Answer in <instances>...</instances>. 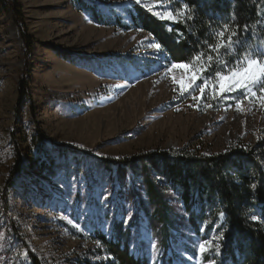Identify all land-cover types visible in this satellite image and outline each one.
I'll return each mask as SVG.
<instances>
[{
  "label": "rangeland",
  "instance_id": "1",
  "mask_svg": "<svg viewBox=\"0 0 264 264\" xmlns=\"http://www.w3.org/2000/svg\"><path fill=\"white\" fill-rule=\"evenodd\" d=\"M7 1L0 0V264H32V257L37 264L105 262L87 222L107 233L108 225L99 224L97 213L111 204V217L115 202H121L120 191L141 184L132 182L130 169L120 180L122 170L103 166L102 159L180 148L219 153L235 143L264 140V107L257 100L246 97L238 109V102L218 107L229 93L215 99L210 90L201 96L199 88L181 94L172 76L184 73H169L172 63L146 31L97 24L78 0H16L33 41L27 55ZM85 1L102 12H118L136 2ZM155 8L168 19V10ZM123 57L130 59L126 68L116 61ZM23 79L32 103L19 102ZM35 125L45 135L39 145ZM62 144L71 148L58 154L55 146ZM51 156L57 166L47 175L37 166L50 163ZM149 172L159 185L168 186L152 168ZM75 193L81 195L77 206ZM174 201L181 209V201ZM182 218L186 222L188 213ZM199 223L203 228L206 221ZM83 230L87 237H78L75 231ZM140 232L153 250L152 235ZM184 254L187 264H198Z\"/></svg>",
  "mask_w": 264,
  "mask_h": 264
},
{
  "label": "trees",
  "instance_id": "2",
  "mask_svg": "<svg viewBox=\"0 0 264 264\" xmlns=\"http://www.w3.org/2000/svg\"><path fill=\"white\" fill-rule=\"evenodd\" d=\"M78 1L80 9H88L90 18L97 24L113 25L124 31H146L160 44L168 63H189L201 52L205 59L209 54L215 58L217 54L210 52L208 45L216 42L217 33L225 26L229 31H237L241 41L236 48L238 54L264 47V0H164L171 5L165 10L172 12L175 19L161 18L154 14L156 8L150 12L144 4L133 1L118 12H102L96 5ZM6 3L17 24L23 50L29 55L33 41L20 18V3L16 0ZM184 4L191 9L188 14L191 19L178 15ZM245 25L249 26L247 33L243 31ZM220 55L229 67L237 58L226 55L223 49ZM129 60L123 57L116 61L126 68ZM224 70L214 65L211 71ZM18 98L21 103H32L25 79L19 83ZM245 98L241 91H235L220 100L218 107L231 106ZM36 136L40 138L39 145L45 135L37 126ZM55 147L59 149L58 154L71 148L63 144ZM50 159V163L42 161L37 166L47 175L57 166L54 157ZM101 162L103 166L113 164L121 169L117 177L120 180H125V170L130 169L132 182L140 181L141 185L127 187L125 194L120 191L121 202H115V214L111 217V204L97 213L99 224L107 223V233L95 229L94 222H87L94 229L89 237L99 244L100 253L107 256L105 262L99 264H187L189 260L183 252L198 264L210 261L214 264H264V140L253 145L235 143L219 153L203 154L199 150L180 148L130 158L102 159ZM150 168L165 178L168 186L159 185ZM176 198L183 205L181 209L174 201ZM74 199L77 206L81 195L75 193ZM125 204L129 205L128 209ZM96 209L101 211L103 206L96 205ZM183 212L188 213L186 222ZM221 212L224 213L222 221L218 220ZM252 216L259 219L253 220ZM201 219L206 221L203 228L199 223ZM141 229L155 240L153 250L140 239ZM75 232L78 237H87V230ZM210 236L218 238L215 241L220 245L219 251L198 254V244ZM171 245L178 246L182 252H174ZM31 261L37 264L33 257Z\"/></svg>",
  "mask_w": 264,
  "mask_h": 264
},
{
  "label": "snow or ice",
  "instance_id": "3",
  "mask_svg": "<svg viewBox=\"0 0 264 264\" xmlns=\"http://www.w3.org/2000/svg\"><path fill=\"white\" fill-rule=\"evenodd\" d=\"M137 4L144 3V0H136ZM144 6L151 12L153 8L159 7L162 9L170 8L171 5L163 3V0L156 5L144 4ZM191 12L188 4L183 5V10L178 13L180 16H186L188 19L192 17L188 15ZM155 15L165 18V13L154 12ZM166 18L175 19L172 12H167ZM238 28V26H237ZM243 31L247 33L249 26L245 25ZM241 44L240 39L237 36V31H229L225 26L221 31L217 33V40L214 44H209L208 49L210 52H214L217 55L215 58L213 55H207L203 52L193 56L189 63H172L169 68V73L174 69L182 70L184 75L177 78L172 76L173 82L179 86L181 94L189 92L199 88L201 96L205 95L209 90L212 98L222 97L225 93H232L235 91H241L246 97L257 100L262 107H264V47L257 48L256 50H246L242 55L236 52L237 46ZM157 50L161 49L160 44L153 45ZM225 51L228 56L237 57L232 66L229 67L227 62L221 59V50ZM222 66L224 71H211L213 66ZM208 75H205V74ZM202 81V83H197ZM259 93V95H258ZM194 100H199L201 97H193ZM211 107V105H208ZM237 108H240L239 102ZM255 189V185H252ZM224 213L221 212L220 216L223 217ZM251 219H259L256 216H252ZM71 222V221H69ZM79 228V225H76ZM220 245L213 240L202 241L198 245L199 252L201 254L209 251H219ZM209 264H214L210 261Z\"/></svg>",
  "mask_w": 264,
  "mask_h": 264
}]
</instances>
